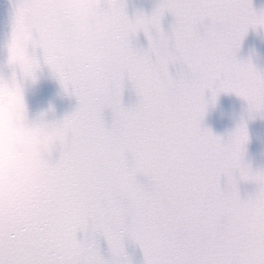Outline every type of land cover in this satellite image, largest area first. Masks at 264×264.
<instances>
[{
    "label": "snow or ice",
    "instance_id": "obj_1",
    "mask_svg": "<svg viewBox=\"0 0 264 264\" xmlns=\"http://www.w3.org/2000/svg\"><path fill=\"white\" fill-rule=\"evenodd\" d=\"M102 7L14 0L7 60L33 83L47 66L77 107L30 129L40 167L25 201L0 198V264H132L129 240L144 264H264V169L244 161L246 126L227 141L203 127L221 93L264 114V72L238 58L264 11L252 0H159L134 17L126 0ZM9 91L25 111L21 86ZM243 181L256 184L246 196Z\"/></svg>",
    "mask_w": 264,
    "mask_h": 264
},
{
    "label": "water",
    "instance_id": "obj_2",
    "mask_svg": "<svg viewBox=\"0 0 264 264\" xmlns=\"http://www.w3.org/2000/svg\"><path fill=\"white\" fill-rule=\"evenodd\" d=\"M14 0H0V75L9 73L4 69L7 61L6 45L11 38V19ZM127 11L130 17L138 12L151 14L159 0H126ZM254 9L259 13L264 11V0H252ZM174 23L172 16H167L163 21L165 32L171 30ZM139 48L147 49L148 41L143 33L140 34ZM238 58L243 62H251L259 71L264 72V29H249L242 41ZM36 82L29 81L24 86V100L30 123H35L44 116L48 122L62 120L70 115L77 107L75 97L64 93L58 79L51 70L42 65L36 74ZM211 101V93L206 94ZM137 102V97L131 86L125 91V106H132ZM107 123H111V113L106 114ZM245 125L248 134V142L245 145L244 161L255 169H264V114L250 117L249 108L245 101L235 94L221 93L215 104L209 103L203 120V127L210 129L217 137L227 141L237 128ZM240 192L246 196L256 187L253 181L240 183ZM106 258H108L107 246H103ZM126 253L132 264H144V254L138 245L131 240L126 242Z\"/></svg>",
    "mask_w": 264,
    "mask_h": 264
},
{
    "label": "clouds",
    "instance_id": "obj_3",
    "mask_svg": "<svg viewBox=\"0 0 264 264\" xmlns=\"http://www.w3.org/2000/svg\"><path fill=\"white\" fill-rule=\"evenodd\" d=\"M105 0H84L87 12H102ZM77 30L81 33L92 31L87 20L77 22ZM81 55H86L82 52ZM4 69L9 75H0L3 87L0 90V198L5 203L19 205L25 201L37 178L40 157L35 150L29 135L33 123L29 122L27 110L22 111L16 98L10 94L9 88L18 83L23 89L32 81L27 65L21 60L6 61ZM25 103V100H24ZM71 247L80 250L75 243Z\"/></svg>",
    "mask_w": 264,
    "mask_h": 264
}]
</instances>
